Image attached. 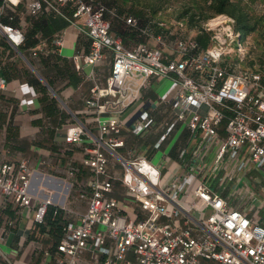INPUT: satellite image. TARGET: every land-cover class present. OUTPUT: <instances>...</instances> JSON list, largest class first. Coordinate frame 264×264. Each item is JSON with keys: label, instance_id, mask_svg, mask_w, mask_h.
<instances>
[{"label": "built area", "instance_id": "2783aa9c", "mask_svg": "<svg viewBox=\"0 0 264 264\" xmlns=\"http://www.w3.org/2000/svg\"><path fill=\"white\" fill-rule=\"evenodd\" d=\"M11 1L0 4V32L19 49L25 33L3 19ZM67 6L73 23L90 39L88 52L76 51L72 59L78 69H88L93 85L85 107L98 128L78 119L65 126V142L82 145V169L92 175L76 189L87 209L64 224L58 264H264V71L245 65L249 41L235 19L222 14L204 28L195 27L206 45L193 36L169 45L165 22H159L162 32L153 36L150 27L129 16V24L154 37L130 47L113 31L111 16H118L117 8L97 0L28 2L32 14L46 9L64 15ZM64 44L61 34L52 46L40 42L31 55L62 53ZM108 52L112 69L103 80L96 67ZM157 77L176 85L172 113L159 138L138 153L127 148L121 115ZM6 85L0 73V92ZM156 126L153 113L141 109L128 129L143 136ZM173 140L184 143L178 154L183 171L165 177L154 157L162 151L163 159L164 145ZM121 148L127 153L118 152ZM110 155L117 160L111 167ZM34 174L28 159L0 161L1 199L32 209L37 224L45 222L51 206L56 213H77L51 196L33 193ZM75 186L72 181L69 189ZM1 241L0 259L5 254Z\"/></svg>", "mask_w": 264, "mask_h": 264}, {"label": "crops", "instance_id": "0c3cea01", "mask_svg": "<svg viewBox=\"0 0 264 264\" xmlns=\"http://www.w3.org/2000/svg\"><path fill=\"white\" fill-rule=\"evenodd\" d=\"M29 1H11L3 16L6 22L23 30L27 40L22 46L25 47L27 41L28 46L17 49L0 32V73L7 79L6 87L0 92V161L30 160L35 169L33 193L51 196L56 203L74 208L77 213H56L55 207L51 206L48 210V213L53 212L50 219L47 213L45 222L37 224L32 209L19 207L14 201H4L0 197V237L5 253L0 264H58L57 247L64 224L69 219L77 220L78 213L87 209V203L78 199L76 189L92 175L90 169H82V145L65 142V126L78 119L88 128L95 131L98 128L94 113L85 107V99L93 85L88 69H78L72 59L76 51L88 52L89 37L71 20V6L65 8L64 15L46 9L32 14L28 9ZM2 2L0 0V4ZM10 16H14V20H10ZM76 20L82 22V19ZM61 34L65 38L62 53L32 57L31 51L40 42L52 46L53 39ZM120 36L130 47L141 39L138 34L127 32ZM112 60L108 52L96 67L103 80L111 72ZM175 91L172 80L154 78L139 101L121 115L127 127L123 131L127 148L142 153L159 138L165 119L172 113L170 100ZM27 99H34V104L25 105ZM141 109L150 110L157 120L151 135L135 136L128 129L130 121ZM147 139L150 140L148 146ZM190 146L191 143L188 144L189 155L194 149ZM182 147L183 142L174 141L169 146L164 145L163 159L162 151L154 157L165 177L183 171L178 157ZM118 152L127 153L126 148ZM109 158L111 167L117 160L113 155ZM72 181L76 186L69 189ZM118 189L123 197V187L120 185Z\"/></svg>", "mask_w": 264, "mask_h": 264}, {"label": "rangeland", "instance_id": "374dc122", "mask_svg": "<svg viewBox=\"0 0 264 264\" xmlns=\"http://www.w3.org/2000/svg\"><path fill=\"white\" fill-rule=\"evenodd\" d=\"M100 2L105 3L110 8H117L119 11L118 16H111L113 17V20L116 24H122L124 25L128 31L132 34H138L140 36V42H147L150 39H153V36H157L162 32V28L159 26V22L163 21L166 23L165 27L167 30H165V34L167 37V44L172 45L174 44L175 40L184 37V36H193L198 37L197 31L194 29L195 26L191 25L189 14H186L184 17H181V13L188 7L191 8V10H194L197 6V3L200 4H206L210 3L212 0H145V2L148 4L149 7L144 6V4L141 5H135L133 4L132 0H97ZM108 1H111L110 3ZM245 3H248L251 7V10L255 15L258 17L263 16L264 17V0H244ZM159 8V11L162 13V15H153L152 10L153 8ZM151 11V12H150ZM138 12V13H137ZM129 16H135L137 17L142 27H150L152 31V35H146L141 31L140 29H137L136 27H133L131 24L127 22V18ZM181 18V19H180ZM197 28V27H196ZM200 37V36H199ZM198 37V38H199ZM200 40V38H199ZM249 41V48L250 44L252 43V36L248 37ZM203 45H206L201 41ZM36 61V60H35ZM197 140L194 139L191 142L190 148L192 146L194 147V144ZM146 145L150 143V140H145ZM161 154V153H160ZM159 154V155H160ZM158 159H156L154 162H157ZM244 183L240 184L239 186L242 187ZM245 197H242L244 199ZM235 203H239L238 201H235ZM264 212V210L262 211ZM90 257L87 256L85 259H89ZM88 263V262H87ZM15 264V263H14Z\"/></svg>", "mask_w": 264, "mask_h": 264}, {"label": "trees", "instance_id": "16d2710c", "mask_svg": "<svg viewBox=\"0 0 264 264\" xmlns=\"http://www.w3.org/2000/svg\"><path fill=\"white\" fill-rule=\"evenodd\" d=\"M128 1V0H127ZM135 5L148 6L145 0H132ZM109 3L111 1H108ZM194 10L190 7L186 8L182 13L181 17L189 14L191 25L204 28V24L210 19L217 17L219 15L225 14L233 17L235 19L236 27L240 29L246 37L252 36V43L250 44V49L248 50L247 59L245 62L246 66H250L256 70L264 71V17H258L253 13L251 7L244 0H212L210 3L200 4L197 3ZM159 8H153V15H162ZM151 12V11H150ZM138 13V12H137ZM181 19V18H180ZM113 20V31L115 30L117 34L125 35L126 32L130 33L128 29L122 24H116ZM200 40L205 43V38L203 36L199 37ZM27 40V37H26ZM26 43V42H25ZM31 44V43H29ZM25 45V44H24ZM23 45V46H24ZM24 49L28 46V41ZM70 69L68 68L67 71ZM53 214L52 210L49 211V219ZM60 236H62V231Z\"/></svg>", "mask_w": 264, "mask_h": 264}, {"label": "water", "instance_id": "95a60500", "mask_svg": "<svg viewBox=\"0 0 264 264\" xmlns=\"http://www.w3.org/2000/svg\"><path fill=\"white\" fill-rule=\"evenodd\" d=\"M139 113H140V111L135 115V117L138 116ZM135 117H134V118H135ZM134 118H133V119H134ZM133 119H132V120H133ZM132 120L130 121L129 125L131 124Z\"/></svg>", "mask_w": 264, "mask_h": 264}]
</instances>
